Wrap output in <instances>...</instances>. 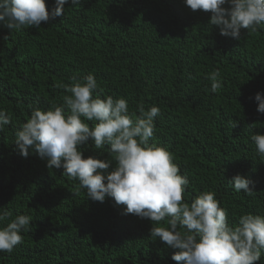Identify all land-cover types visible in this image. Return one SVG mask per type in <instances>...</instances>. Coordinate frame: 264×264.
<instances>
[{
	"label": "trees",
	"instance_id": "trees-1",
	"mask_svg": "<svg viewBox=\"0 0 264 264\" xmlns=\"http://www.w3.org/2000/svg\"><path fill=\"white\" fill-rule=\"evenodd\" d=\"M45 3L50 11L54 0ZM210 15L183 0H68L63 16L38 28L0 23V110L11 118L0 132V208L32 220L0 264H177L176 249L150 235L153 222L123 214L126 206L109 197L88 199L78 180L35 152L19 154L15 132L31 108L64 104V85L88 74L94 96L125 98L130 113L138 116L141 103L160 108L149 143L168 150L188 178L185 201L213 191L230 224L244 213L264 216V157L250 138L264 134L254 99L264 95V25L242 29L237 41L220 35ZM92 144L81 146L85 157L99 151L115 166L107 146ZM236 174L253 181L251 195L227 184ZM255 264H264V252Z\"/></svg>",
	"mask_w": 264,
	"mask_h": 264
},
{
	"label": "clouds",
	"instance_id": "clouds-1",
	"mask_svg": "<svg viewBox=\"0 0 264 264\" xmlns=\"http://www.w3.org/2000/svg\"><path fill=\"white\" fill-rule=\"evenodd\" d=\"M68 0H54L49 11L45 0H0V23L9 30L40 27L63 16ZM72 4L79 0H71ZM192 11L211 13L208 23L222 36L240 40L242 29L255 32L264 25V0H183ZM227 5V7H225ZM213 93L221 88L220 72L208 75ZM64 85L69 93L64 104L47 110L31 108V115L15 132L19 154L27 158L35 152L48 169L63 168L62 174L78 180L86 197L103 202L106 197L125 205L123 214H133L153 222L150 235L172 249L177 264H255L264 252V216L244 213L229 223L227 211L213 191H202L184 200L189 184L173 163L172 154L150 144L154 119L161 112L152 105H137L139 115L129 112L125 98L93 95L98 88L93 74L83 80L73 77ZM257 112L264 114V95L255 93ZM87 121V122H86ZM88 122H95L92 126ZM11 123L0 110V132ZM232 127H235V122ZM258 156L264 157V134L251 135ZM93 142L94 150L107 146L112 159L102 153L85 157L81 146ZM110 169V170H109ZM235 191L251 195L253 181L236 174L227 180ZM27 215L12 216L0 208V252L11 253L22 242V231L30 229ZM166 221V226L162 223ZM160 225V226H155Z\"/></svg>",
	"mask_w": 264,
	"mask_h": 264
}]
</instances>
